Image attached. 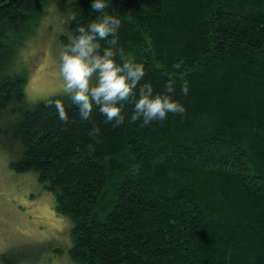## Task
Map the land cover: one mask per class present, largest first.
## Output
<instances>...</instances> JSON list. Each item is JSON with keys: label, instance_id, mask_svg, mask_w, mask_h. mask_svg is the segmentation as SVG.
I'll return each instance as SVG.
<instances>
[{"label": "trees", "instance_id": "16d2710c", "mask_svg": "<svg viewBox=\"0 0 264 264\" xmlns=\"http://www.w3.org/2000/svg\"><path fill=\"white\" fill-rule=\"evenodd\" d=\"M91 3L0 0V152L15 174H33L70 222L67 257L264 264V0H111L104 14L121 21L117 44L145 69L135 99L144 84L160 94L171 81L186 109L129 123L130 97L119 127L95 109L80 120L57 94L69 115L61 122L46 100L27 101L26 75L6 71L51 6L63 13L65 46L100 15ZM0 264L16 262L3 254Z\"/></svg>", "mask_w": 264, "mask_h": 264}, {"label": "rangeland", "instance_id": "374dc122", "mask_svg": "<svg viewBox=\"0 0 264 264\" xmlns=\"http://www.w3.org/2000/svg\"><path fill=\"white\" fill-rule=\"evenodd\" d=\"M63 17L59 4L51 6L6 69L26 75L29 102L63 95L59 58L62 38L70 39ZM8 161L0 152V256L12 254L16 264H73L65 252L72 245L70 222L55 213L52 195L41 189L33 174H15Z\"/></svg>", "mask_w": 264, "mask_h": 264}, {"label": "clouds", "instance_id": "9594fccd", "mask_svg": "<svg viewBox=\"0 0 264 264\" xmlns=\"http://www.w3.org/2000/svg\"><path fill=\"white\" fill-rule=\"evenodd\" d=\"M110 4L111 0H92L91 10L100 15L86 26H78V34L64 46L58 67L62 79L61 93L77 107L82 121L91 120L95 109L105 118V123L114 121L119 127L125 121L119 105L130 97L134 98V112L129 123L142 118L143 124L149 125L153 121L165 120L169 113L183 116L185 107L170 95L175 91L171 81L165 83V91L160 94H154L153 87L144 84L139 88V98L135 99L134 90L145 76L144 65L118 46L116 36L121 21L104 14ZM102 41L108 46L102 48ZM182 63L178 62L176 67ZM180 90L183 95L189 93L188 81L181 84ZM56 95L53 93L45 101V106L54 107L59 120L67 123L69 115Z\"/></svg>", "mask_w": 264, "mask_h": 264}]
</instances>
